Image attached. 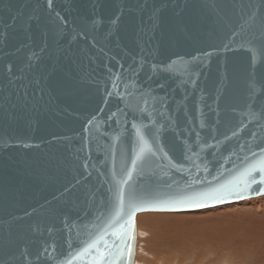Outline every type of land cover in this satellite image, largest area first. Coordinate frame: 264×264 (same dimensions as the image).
<instances>
[{"label":"water","instance_id":"95a60500","mask_svg":"<svg viewBox=\"0 0 264 264\" xmlns=\"http://www.w3.org/2000/svg\"><path fill=\"white\" fill-rule=\"evenodd\" d=\"M262 149L264 0H0V264H63L129 214L133 264L136 213L195 210L157 201Z\"/></svg>","mask_w":264,"mask_h":264},{"label":"bare ground","instance_id":"6f19581e","mask_svg":"<svg viewBox=\"0 0 264 264\" xmlns=\"http://www.w3.org/2000/svg\"><path fill=\"white\" fill-rule=\"evenodd\" d=\"M237 204L135 215L133 264H264V197Z\"/></svg>","mask_w":264,"mask_h":264},{"label":"snow or ice","instance_id":"6c2138e0","mask_svg":"<svg viewBox=\"0 0 264 264\" xmlns=\"http://www.w3.org/2000/svg\"><path fill=\"white\" fill-rule=\"evenodd\" d=\"M261 152H264V149ZM148 155H155L153 146L141 136L139 148L131 159L132 168H139L140 163ZM252 156L255 157L256 153H252ZM131 171L132 169L130 168L127 172L128 177L131 176ZM124 184H127V180L121 181V186L117 190V199L119 201L117 215H120L125 204L126 194L123 188ZM254 186H258V190ZM259 194H264V155L250 163L231 182L207 188L199 192L180 194L167 200L157 201V203L176 209H199L206 205L220 204L225 201H237L248 195ZM127 206L130 213L136 209V195L133 190H129L127 193ZM130 226L131 236L129 235ZM110 234L116 239L109 241L107 237ZM133 240L134 225L132 216L129 214L127 222L119 230L110 233L108 228L105 227L75 257L65 260L63 264H73L74 259L84 255L92 256V264H117V261H120L122 258L125 264H130Z\"/></svg>","mask_w":264,"mask_h":264},{"label":"rangeland","instance_id":"374dc122","mask_svg":"<svg viewBox=\"0 0 264 264\" xmlns=\"http://www.w3.org/2000/svg\"><path fill=\"white\" fill-rule=\"evenodd\" d=\"M262 198L264 197V194L263 195H259V196H256V197H251V198H247V199H243V200H239V201H235V202H231V203H226V204H222V205H218V206H214V207H208V208H203V209H195V210H188V211H144V212H139V213H136V217H138L139 214H142V213H189V212H196V211H203V210H214V209H217L219 207H227L228 205H238L237 203H241L242 201H245V200H249V199H255V198ZM237 202V203H236ZM216 207V208H215ZM135 217V218H136ZM137 221H136V227H137ZM147 241H148V236L143 239V244L146 245L147 244ZM209 260V259H208ZM207 261V260H206Z\"/></svg>","mask_w":264,"mask_h":264}]
</instances>
